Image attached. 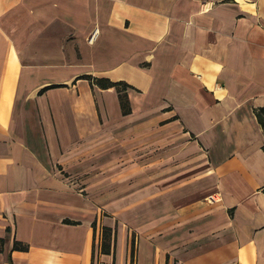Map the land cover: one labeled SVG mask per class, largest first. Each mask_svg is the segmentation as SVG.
<instances>
[{"label":"crops","instance_id":"obj_1","mask_svg":"<svg viewBox=\"0 0 264 264\" xmlns=\"http://www.w3.org/2000/svg\"><path fill=\"white\" fill-rule=\"evenodd\" d=\"M85 73L130 83L131 112L122 115L116 88L76 78ZM51 84L63 85L40 92ZM172 104L194 114L180 112L195 130L194 183L185 166L136 163V175L162 172L163 202L150 193L146 202H108L111 162L90 143L98 113L128 136H148L144 128L159 122L137 112ZM259 106L264 0H0V264H91L93 246L94 264H131L132 238V264H264ZM181 131L158 141H182ZM179 149L139 159L183 157ZM95 162L90 174L105 191L94 202L70 180L89 179ZM115 207L139 215L100 214ZM105 225L116 231L114 254L99 252ZM15 240L28 249L12 248Z\"/></svg>","mask_w":264,"mask_h":264},{"label":"rangeland","instance_id":"obj_2","mask_svg":"<svg viewBox=\"0 0 264 264\" xmlns=\"http://www.w3.org/2000/svg\"><path fill=\"white\" fill-rule=\"evenodd\" d=\"M179 107L181 108V111H179L180 109H178L177 105L175 104L146 107L144 106L145 109L137 112V114L135 115L136 119L150 118L157 120L156 122H159V124H157L156 126L144 128L145 130H150V132H147L148 136L143 133H136L135 135L128 136L125 134L126 131L124 129H120L117 127L113 128V126H110V123L116 120V118H113L111 114H107L105 116L98 113V116L94 121L97 124L96 129H98V132L96 133V136L94 134L93 140H91L90 143H92V145H95L96 143L94 139H96L98 143L97 146L100 147L99 153L103 151L104 156L107 160L106 163L108 164L111 162V165L108 164L106 167V193L108 202L115 204L122 203V205L125 202H129L132 200L146 202L149 193L151 194V196H155V198H157L158 200L163 198V193L165 191L162 186L164 175H160L162 172L155 173L153 175H136L133 173V167L136 163L145 164V162H148L150 163L151 167L153 166V168L168 165L171 168L175 165L185 166L187 184L194 183L195 176L198 175V172L193 171L194 165L195 163H197L195 130L192 131L190 125L188 123L186 124L184 120H182V115H180V112L181 114L183 113L185 120L187 119V117L190 118L194 116V114H190V110H187L182 104L179 105ZM104 116L107 118H104ZM172 119H175V121H173V123L169 122L172 121ZM173 124H177V129H180L178 130V132H176L172 128ZM104 126L107 127L104 128ZM164 129H166V131H164ZM181 129L183 130L184 136L182 141L173 140L166 143L158 141L165 135L171 137L173 135L175 136V133H181ZM191 131L193 133H191ZM133 138L136 141V144H130ZM177 145H179V152L183 153V157H177L176 153L174 152V154H170L169 157L159 156L158 159H139V157L145 155H148L150 157L161 155L165 151H170L171 153L173 148H176ZM96 153L94 152V154ZM134 154H136L137 157H134ZM195 159L196 162L194 161ZM97 169V163H92L89 169V174L90 172ZM177 173L178 172L167 173L166 178L170 177V179H172ZM151 178L155 179L154 184L151 186H155V188H158L154 191H150L148 187V180ZM70 181L74 184L76 183V189L83 195H89L90 193V196L92 197L94 202L104 194L105 189L100 191V189L98 188L99 179L97 175L95 177V175L90 174L89 179H82V176L76 177L75 175L74 178H72ZM89 183L91 187L83 188ZM194 188L195 187H192V190ZM175 191L176 192L174 195L181 197L186 193V188H181L180 190ZM158 202H160L161 204L163 200H159ZM136 208V211L140 212V216L142 218H146L149 216L148 206ZM136 211L135 208L132 209L115 207L104 210L100 214L106 215L107 217H127L129 219H133L134 215H139Z\"/></svg>","mask_w":264,"mask_h":264},{"label":"trees","instance_id":"obj_3","mask_svg":"<svg viewBox=\"0 0 264 264\" xmlns=\"http://www.w3.org/2000/svg\"><path fill=\"white\" fill-rule=\"evenodd\" d=\"M76 78H87L90 82L91 85H96L97 87H101V88H116V91L118 93V102H120V108H121V113L122 115H126L129 114V112H131V104L128 101V95H127V91L129 90L130 87H132V85L129 83H127L124 80H112L109 77L106 76H94L91 75L89 73H85L83 75L77 76ZM58 85H63V84H51V85H47L44 86L41 90L43 91V89L45 88H49V87H57ZM253 112H255V116L257 121L259 122L260 126H262V128L264 129V106H259L258 108H255L253 110ZM262 148L264 150V144L262 145ZM66 222L69 223H76L78 221H73L70 219H64ZM96 224H97V220L96 218L92 221V227H93V231H94V237L96 234ZM100 249L99 252L100 253H113L114 254V245L112 243V241L115 240L116 237V231L115 229L113 230L111 227L105 225V226H101L100 227ZM134 239H131V249H130V259H131V264L133 263V256H134ZM93 246V243H92ZM12 248L14 249H23V250H27L28 246L26 243L22 242V241H14L12 244ZM91 260L92 263H95L94 260V246L92 248V254H91Z\"/></svg>","mask_w":264,"mask_h":264},{"label":"built area","instance_id":"obj_4","mask_svg":"<svg viewBox=\"0 0 264 264\" xmlns=\"http://www.w3.org/2000/svg\"><path fill=\"white\" fill-rule=\"evenodd\" d=\"M98 28L94 27L91 31L90 34L88 36V42H92L96 39L97 35H98Z\"/></svg>","mask_w":264,"mask_h":264}]
</instances>
